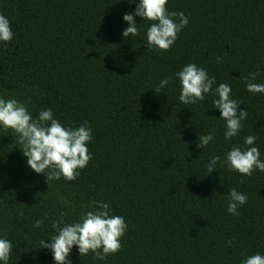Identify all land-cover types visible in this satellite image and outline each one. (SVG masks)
I'll return each mask as SVG.
<instances>
[{"label":"trees","instance_id":"16d2710c","mask_svg":"<svg viewBox=\"0 0 264 264\" xmlns=\"http://www.w3.org/2000/svg\"><path fill=\"white\" fill-rule=\"evenodd\" d=\"M134 2L0 0L13 31L0 43V95L33 117L50 108L61 123L87 121L93 130L92 159L80 176L48 185L26 167L11 130H0V235L13 245L9 264H53L39 241L54 234L53 222L75 221L90 200L109 202L128 228L117 253L97 261L73 246L72 264H240L264 255V172L206 168L247 135L257 137L264 159V95L245 88L250 72L264 83V0H168L169 11L189 19L168 51L145 47L139 17L140 34L121 36ZM187 63L229 84L242 103L237 111L247 108L237 137L225 141L213 96L179 101L174 74ZM209 132L213 142L199 149L197 137ZM229 188L248 197L238 216L226 212Z\"/></svg>","mask_w":264,"mask_h":264},{"label":"clouds","instance_id":"9594fccd","mask_svg":"<svg viewBox=\"0 0 264 264\" xmlns=\"http://www.w3.org/2000/svg\"><path fill=\"white\" fill-rule=\"evenodd\" d=\"M134 4V11L122 15L127 27L121 31V36L130 38L140 34L141 23L137 24L135 20V17H139L147 25L145 47L149 49L168 51L175 44L178 34L188 26L189 19L182 11L168 10V0H136ZM12 39L10 20L0 13V43L6 45ZM174 76L179 84L178 99L182 104L195 105L207 96H213L212 109L218 110V120L224 121L225 141L239 135L243 122L248 118V110L237 111L242 103L231 97L229 84H217L205 68L195 63L185 64ZM256 78L254 72L245 77L246 91L253 95H264V83H255ZM168 84V78L160 80L156 93ZM0 130H11L25 157L26 167L35 174H42L47 185L61 178L75 180L92 159L87 145L92 140L93 130L88 122L84 121L78 126L63 124L54 118L50 108L40 110L33 117L24 103L0 95ZM213 140L212 132L199 135L197 147L203 150ZM256 140L255 135H247L243 137V146H231L223 158L211 157L206 164L208 174L213 173L218 164L241 176H251L254 171L264 172V159ZM226 199V212L238 216L239 208L247 203L248 197L236 188H229ZM81 209L75 221L53 222L54 234L39 241V248L51 253L53 264H72L69 255L73 246L80 256L86 257L91 252L97 261H103L121 249V238L128 228L125 218L114 215L109 202L103 200H90L82 204ZM42 224V220H36L33 228L39 229ZM12 250V242L0 235V264H9ZM240 264H264V255L257 252L246 256Z\"/></svg>","mask_w":264,"mask_h":264}]
</instances>
